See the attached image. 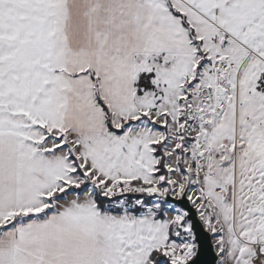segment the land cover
<instances>
[{
	"label": "snow or ice",
	"instance_id": "snow-or-ice-1",
	"mask_svg": "<svg viewBox=\"0 0 264 264\" xmlns=\"http://www.w3.org/2000/svg\"><path fill=\"white\" fill-rule=\"evenodd\" d=\"M0 264H264V0H0Z\"/></svg>",
	"mask_w": 264,
	"mask_h": 264
}]
</instances>
